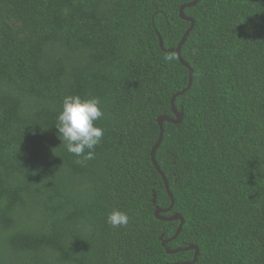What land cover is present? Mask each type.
<instances>
[{
  "label": "trees",
  "instance_id": "obj_1",
  "mask_svg": "<svg viewBox=\"0 0 264 264\" xmlns=\"http://www.w3.org/2000/svg\"><path fill=\"white\" fill-rule=\"evenodd\" d=\"M193 1L0 0V264L194 261L162 246L180 222L155 217L171 199L151 160L158 118H175L189 84L175 50ZM185 15L193 83L156 152L175 200L165 216L185 221L168 248L264 264V0H200ZM67 95L104 112L83 163L55 127ZM114 209L127 226L107 223Z\"/></svg>",
  "mask_w": 264,
  "mask_h": 264
},
{
  "label": "clouds",
  "instance_id": "obj_2",
  "mask_svg": "<svg viewBox=\"0 0 264 264\" xmlns=\"http://www.w3.org/2000/svg\"><path fill=\"white\" fill-rule=\"evenodd\" d=\"M103 116L98 97L82 98L79 95H67L63 98L55 127L62 145L78 158L77 163L94 158L95 148L104 136V129L96 122ZM107 223L113 228L127 226L129 216L126 212L114 209L108 214Z\"/></svg>",
  "mask_w": 264,
  "mask_h": 264
},
{
  "label": "water",
  "instance_id": "obj_3",
  "mask_svg": "<svg viewBox=\"0 0 264 264\" xmlns=\"http://www.w3.org/2000/svg\"><path fill=\"white\" fill-rule=\"evenodd\" d=\"M199 2H200V0H195L192 3H189V4H186V5L182 6L181 9H180V17L183 20H185L187 22H190L191 26L187 30L185 35L183 36L181 42L179 43L177 49L175 50V53H176L179 61L181 62V64L184 67H186L188 69V71H189V84H188L186 89H184L183 91L175 94L173 96V98H172V102H171L172 103V111H173V113L175 115V118H171V117L166 116V115L161 116V117L158 118L157 122H158V125L160 127V135H159L158 142L154 146V148L152 150V153H151L152 163H153L154 167L156 168V170L160 173L159 175H161L163 177V180H164L165 186H166V190H167L168 195H169V197L171 199V206L168 209L157 208L156 211H155V217L158 220L163 221V222H165V221L166 222H172V221H179L180 222L179 228L176 231V234L173 236V238H171L169 240H164V236H162L160 238V240L162 241V246L166 249V251L169 254H177V253H179L181 251H186V252L195 251L194 261L191 264H195L198 261V258H199V255H200L199 249L196 246L191 245L188 248L177 249V250H170L168 248V244L170 242H172L173 240H175L181 234L183 226L185 224V221H184L183 217L181 215H179V214H175L174 216H171V217L165 216L166 213L170 212L173 209L174 204H175V200H174L173 194L170 191L169 183H168L166 177L162 174L163 172L161 171V169H160V167H159V165H158V163L156 161V152H157V150L159 149V147L161 146V144L163 142V138H164V124L165 123L180 124L183 121V118H184V113L183 112H179L177 110V108L175 106V100L178 97L186 94L191 89V86H192V83H193L194 72H193L192 68L189 66V64L186 61L183 60V58H182V48L185 45L189 34L193 31V29L195 27V20L193 18L187 17L185 15V9L186 8L196 7ZM158 37H159V41H160V47L162 49H164V43H163L162 37L160 35H158ZM171 52H174V51H171ZM156 203H157V196L154 195V204H156ZM186 264H190V263H186Z\"/></svg>",
  "mask_w": 264,
  "mask_h": 264
}]
</instances>
